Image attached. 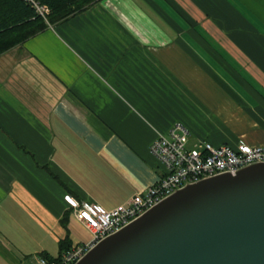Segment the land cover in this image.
<instances>
[{"label": "crops", "instance_id": "1", "mask_svg": "<svg viewBox=\"0 0 264 264\" xmlns=\"http://www.w3.org/2000/svg\"><path fill=\"white\" fill-rule=\"evenodd\" d=\"M176 121L189 144L264 145V0H96L0 54V264L87 241L68 198L155 183Z\"/></svg>", "mask_w": 264, "mask_h": 264}, {"label": "water", "instance_id": "2", "mask_svg": "<svg viewBox=\"0 0 264 264\" xmlns=\"http://www.w3.org/2000/svg\"><path fill=\"white\" fill-rule=\"evenodd\" d=\"M75 264H264V162L186 184Z\"/></svg>", "mask_w": 264, "mask_h": 264}, {"label": "built area", "instance_id": "3", "mask_svg": "<svg viewBox=\"0 0 264 264\" xmlns=\"http://www.w3.org/2000/svg\"><path fill=\"white\" fill-rule=\"evenodd\" d=\"M43 17L49 8L37 0H26ZM189 131L182 122H174L166 133L156 131L148 150L163 166L164 174L124 203L105 209L95 202L68 198L77 217L90 233L87 241L71 246L55 258L35 255L32 264H75L100 240L141 216L164 198L184 187L221 173L234 174L239 169L264 162V145L239 141L235 146H214L203 139L188 143Z\"/></svg>", "mask_w": 264, "mask_h": 264}, {"label": "trees", "instance_id": "4", "mask_svg": "<svg viewBox=\"0 0 264 264\" xmlns=\"http://www.w3.org/2000/svg\"><path fill=\"white\" fill-rule=\"evenodd\" d=\"M37 1L49 8L47 22L26 0H0V54L35 35L47 24L80 12L96 0ZM63 243L64 241L61 242V247Z\"/></svg>", "mask_w": 264, "mask_h": 264}, {"label": "rangeland", "instance_id": "5", "mask_svg": "<svg viewBox=\"0 0 264 264\" xmlns=\"http://www.w3.org/2000/svg\"><path fill=\"white\" fill-rule=\"evenodd\" d=\"M47 22V21H46Z\"/></svg>", "mask_w": 264, "mask_h": 264}]
</instances>
